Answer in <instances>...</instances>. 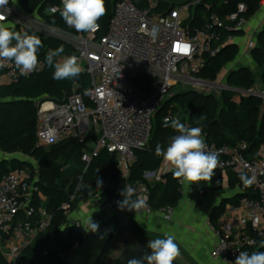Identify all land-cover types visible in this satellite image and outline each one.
<instances>
[{"label":"built area","instance_id":"built-area-1","mask_svg":"<svg viewBox=\"0 0 264 264\" xmlns=\"http://www.w3.org/2000/svg\"><path fill=\"white\" fill-rule=\"evenodd\" d=\"M148 2L147 7H139L131 0H117L105 35H97L100 28L96 32L71 35L69 43L74 52L70 55L79 58L82 72L90 76L91 87L74 90L61 101H41L37 106L36 136L40 145L50 147L71 136L86 142L93 132L96 140L91 149L83 152L82 160L89 164L102 149H107L117 155L119 175L125 180L129 178L135 150L147 147L153 115L171 95L172 86L179 81L205 84L196 74L206 57L218 52L216 43L223 30L238 31L247 23L241 15L246 9L242 3L238 11L226 16V21L211 13L200 27L193 28L189 8L200 0L177 5L166 13L157 10L159 0ZM8 8L10 12L4 13L6 19H0V25L9 23L20 32L26 28L45 29L41 25L46 22L24 11L16 0H9ZM231 40L229 35L227 41ZM66 56H59L58 61L62 62ZM5 64L0 74L2 84L16 83L23 75L41 69V63L32 72H21L14 62ZM223 86L243 95L251 94ZM166 119L179 118L169 111L164 121ZM184 124L190 127L187 120ZM202 136L209 150L220 152L218 168L255 177L251 186L256 197H244L227 205L217 223H208V229L217 238L211 257L218 264H234L240 251H257L259 242L264 240V140L252 151L246 141L235 146L217 145L207 140L203 129ZM169 167L163 160L157 171L145 173V181L127 185L136 190L135 197L146 199V206L138 213L151 214L158 210L166 220L172 218L173 208L155 209L150 200L151 182L165 181ZM37 182L28 168L11 170L0 181V250L11 261L19 254L18 249L31 243L51 219L46 209L35 203V195L41 192ZM103 204L110 210H121L113 200ZM63 208L68 209L69 204H64ZM21 212L26 219L19 218ZM36 216L39 217L34 220ZM7 234L18 244L4 251V235ZM80 244L75 242L68 258Z\"/></svg>","mask_w":264,"mask_h":264},{"label":"trees","instance_id":"trees-1","mask_svg":"<svg viewBox=\"0 0 264 264\" xmlns=\"http://www.w3.org/2000/svg\"><path fill=\"white\" fill-rule=\"evenodd\" d=\"M116 1L105 0L106 14L98 20L100 25L98 36L108 32ZM131 1L139 7L149 5L148 0ZM190 1L159 0L157 10L166 13L169 9ZM262 1L200 0L195 7L190 8V22L193 19L192 27H200L211 13L218 14L226 21V16L238 11L241 3L246 7L241 15L248 21L255 16ZM16 2L24 11L37 13L51 26L69 28L60 11L55 13L49 11L53 6L62 10V0H16ZM9 29L14 30V27ZM25 31L38 35L43 42V46L38 51L41 69L23 75L16 83H0V152L8 154L9 157L19 156L12 159L0 158V181L4 174L14 169L29 168L34 172L35 168L30 159L36 160L37 185L45 198L44 208L51 215V219L46 228L40 230L31 243L20 250L13 261L7 259L0 250V264H71L68 256L75 242L83 240V235L77 224L66 223L67 214L91 192L99 194L101 203L106 200L121 201L123 197L120 192L123 187L145 181L147 171H157L162 165L163 158L155 154L156 145L160 144L166 148L171 137L178 134L171 127L164 126V117L169 111H174L177 105L185 109L189 126L202 128L207 133L209 142L235 146L241 141H246L250 149L255 151L264 140V99L261 96L253 94L236 96V91L225 89L219 98L213 93L189 88L171 94L154 113L149 143L147 147L135 150V160L127 180L119 175L117 155L107 149H102L89 164L82 160L83 152L91 149L96 140V134L93 132L86 142H80L76 137L71 136L50 147L40 145L36 136L38 103L47 99L61 101L74 90L83 91L90 88L91 81L90 76L84 72L76 80L53 79L54 69L45 63V55L49 50L60 46L64 49L60 56L70 55L74 52L72 44L32 28H26ZM75 33L78 32L75 30ZM235 33L237 31L223 30L222 36L216 43L218 52L214 56L206 57L196 77L215 81L221 71L236 59L237 46L227 41V37ZM252 55L263 69L264 85V26ZM58 58L59 56L55 59L58 61ZM2 72L0 68V74ZM254 84L255 77L247 67L232 69L228 73L227 85L232 88L248 91L254 87ZM214 171L215 174L210 181L194 183L195 188L199 191L207 186L222 189L226 178L230 187H238L239 192L236 197L224 200L223 204L227 201L237 203L243 197L257 196L251 185L246 186L242 183L241 174L218 167ZM150 189V200L155 209L164 207L174 209L181 199V184L179 180L173 178L171 172L166 174L165 181L156 182L150 186ZM135 198L133 196V199ZM64 204H69V208H63ZM223 209L221 205L212 210L210 217L213 223H217ZM38 217L36 216L34 220ZM259 251H264V248H259Z\"/></svg>","mask_w":264,"mask_h":264},{"label":"crops","instance_id":"crops-1","mask_svg":"<svg viewBox=\"0 0 264 264\" xmlns=\"http://www.w3.org/2000/svg\"><path fill=\"white\" fill-rule=\"evenodd\" d=\"M263 26L264 0L255 16L237 33L231 35L230 42L238 49L237 57L233 61L238 67L234 69L251 68V64L256 63L252 50L257 45ZM4 27L13 26L7 23ZM237 94L243 95L238 92ZM33 174L38 180V174H35V171ZM238 192V187L231 188L226 178L222 189L207 186L199 191L194 184H181V199L173 209L170 220H166L158 210L151 214L110 210L99 201V194L91 192L67 214L66 223L77 224L83 235L80 247L73 250V256L69 261L71 264H113L123 252V240L128 229V240L131 245H148L150 239L163 238V234L167 233L175 237V242L180 248V256L176 260L182 264H218L210 255L217 240L208 229V223L212 222L210 214L221 205L225 209L227 205L235 204L223 202L236 197ZM35 203L45 207L42 192L35 195ZM24 217V213L21 212L19 218ZM91 222L96 226L95 230L89 229ZM17 244L18 241L10 234L4 235V251L12 250Z\"/></svg>","mask_w":264,"mask_h":264},{"label":"clouds","instance_id":"clouds-1","mask_svg":"<svg viewBox=\"0 0 264 264\" xmlns=\"http://www.w3.org/2000/svg\"><path fill=\"white\" fill-rule=\"evenodd\" d=\"M9 0H0V19H6L4 13H9ZM63 8L53 6L49 9L52 13L60 11L65 23L73 27L77 32H96L100 25L98 20L106 14L105 0H62ZM43 42L38 35L29 34L27 31L19 32L10 30L0 25V68L5 67V62H14L21 72L35 71L39 65L38 51ZM63 46L49 50L45 55V63L54 69L53 79L76 80L83 69L79 64L76 55H68L63 61L55 58L63 52ZM165 127H171L176 131L167 147L156 145L155 154L162 157L170 166L169 171L174 179L181 184L192 185L200 181H210L215 169L220 164V152L209 150V146L202 136V129L199 127H188L179 119L164 121ZM53 131V130H50ZM244 185H251L255 177L249 178L245 174L240 175ZM99 186V182H98ZM136 190L131 186L123 187L120 195L123 197L118 201V207L128 210H138L146 206V199L137 196ZM93 222L89 229L95 230ZM147 247L151 254H146L142 259L147 264H173L180 256V248L175 242L174 235L163 234V238L150 239ZM259 247L264 248V240L259 242ZM129 264H142V261L131 260ZM234 264H264V251H240Z\"/></svg>","mask_w":264,"mask_h":264},{"label":"rangeland","instance_id":"rangeland-1","mask_svg":"<svg viewBox=\"0 0 264 264\" xmlns=\"http://www.w3.org/2000/svg\"><path fill=\"white\" fill-rule=\"evenodd\" d=\"M193 1L194 0H191L190 3H192ZM181 5L182 4H179L178 6H181ZM195 6H196L195 4L192 5V7H195ZM192 7H190V8H192ZM190 8H189V12L191 13ZM33 14H35L41 21L45 22L37 13H33ZM41 27L45 28L43 30H44V33L46 35H52V36L60 37V38L66 40L68 42H71L70 36L75 34L74 28L70 27V26L67 29H61V28H58V27H55V26H51L48 23H46V25L42 24ZM14 30H16V29L14 28ZM43 30H41V31L43 32ZM251 66L252 67L249 68V69L251 70L252 74L255 77V84H254V87L251 90L255 91V92H264V85H263V82H262L263 69L256 63L255 64L252 63ZM237 67H238L237 64H235L233 62L228 64L221 71V73L219 74L218 78L215 80L216 84H214L212 86L205 85V84H194V83L187 84V83H184L183 81H179L177 84L172 86L171 94L176 93L178 91H181L183 89L194 88V89H196L197 91H200V92L213 93L214 95H216L217 97L220 98L223 90H225L223 85H227L228 73L230 72V70H232L234 68H237ZM219 85H222V87L219 86ZM239 95L240 94H237L236 96H239ZM260 96L264 99V95L263 94H261ZM177 106L175 107V110L172 111V112H173V114L175 116H177L179 118L180 122L184 123L186 121L185 120L186 114L184 113L185 109L184 108H180L179 105H177ZM2 156H4L3 153L0 154V158ZM16 157H19V156L16 155ZM30 160L32 161V163L34 165L35 174H38L37 161L34 160V159H30ZM93 193L95 194L97 192H93Z\"/></svg>","mask_w":264,"mask_h":264},{"label":"water","instance_id":"water-1","mask_svg":"<svg viewBox=\"0 0 264 264\" xmlns=\"http://www.w3.org/2000/svg\"><path fill=\"white\" fill-rule=\"evenodd\" d=\"M192 21H193V19H192ZM7 28H9V27H7ZM58 38H60V37H58ZM201 81L205 84H215L216 83L215 81H208V80H201ZM234 89L241 91V89H238V88H234ZM150 90H151V88L148 89V91H150ZM248 92H250L253 95H258V96L261 95L260 94L261 92H253L251 90H248ZM2 157L3 158H11V159L17 158L16 155H12L9 157L8 154H5ZM128 238H129V230L126 229V233H125L124 240H123V246H124L123 252L120 254V256L117 258V260L113 264H129V261H131V260H139V261H142V264H147V261L143 260L142 258L146 254H151V249H149L146 244L131 245L129 243ZM173 264H182V263H180L177 260H174Z\"/></svg>","mask_w":264,"mask_h":264}]
</instances>
